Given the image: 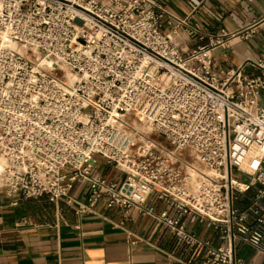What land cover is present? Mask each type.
Segmentation results:
<instances>
[{
	"label": "built area",
	"instance_id": "built-area-1",
	"mask_svg": "<svg viewBox=\"0 0 264 264\" xmlns=\"http://www.w3.org/2000/svg\"><path fill=\"white\" fill-rule=\"evenodd\" d=\"M162 15L156 0H0V190L13 204L64 199L79 214L100 201L133 208L204 264H245L236 239L264 242V56L248 73L218 67L203 46L183 54ZM183 26L193 33L183 19L171 33ZM129 113L172 149L136 142Z\"/></svg>",
	"mask_w": 264,
	"mask_h": 264
},
{
	"label": "crops",
	"instance_id": "crops-1",
	"mask_svg": "<svg viewBox=\"0 0 264 264\" xmlns=\"http://www.w3.org/2000/svg\"><path fill=\"white\" fill-rule=\"evenodd\" d=\"M156 9L163 14L162 31L172 35L183 54L203 46L220 68L243 65L245 72H257L247 62L264 56V0H156ZM182 19L193 33L183 26L172 34L171 25ZM102 163L107 178H122L117 170L120 177L111 176L114 168ZM70 194L84 201L88 188L76 184ZM250 194L240 196L235 205L244 207ZM13 200L0 190V264H204L202 252L193 256L163 226L133 208L107 210L100 201L92 211L79 214L64 199ZM149 201L162 208L153 197ZM259 228L264 232V225ZM188 229L219 242L203 224ZM235 253L245 264H264V242L253 247L237 238Z\"/></svg>",
	"mask_w": 264,
	"mask_h": 264
},
{
	"label": "rangeland",
	"instance_id": "rangeland-1",
	"mask_svg": "<svg viewBox=\"0 0 264 264\" xmlns=\"http://www.w3.org/2000/svg\"><path fill=\"white\" fill-rule=\"evenodd\" d=\"M68 73H69L68 70H66L64 68L61 69V72H60L61 75H65L67 77ZM129 126H130V128L138 130V136L136 138V142H138L139 144L148 141V142H153V143H160L161 145H166V147L168 149H172V146L167 141H165L160 135L155 133L148 125L143 124V123L138 124L135 120L134 121L131 120V124H129ZM140 127H142V128L140 129ZM137 139H138V141H137ZM184 156L187 159L192 160V157L187 152L184 153ZM99 164H100V166L98 167V171H101L102 173H104V170L102 169L103 168L102 167V164H103L102 161H100ZM111 170H112V171H110L111 176L115 175L116 177L117 176L120 177V174L116 171V169H111Z\"/></svg>",
	"mask_w": 264,
	"mask_h": 264
},
{
	"label": "bare ground",
	"instance_id": "bare-ground-1",
	"mask_svg": "<svg viewBox=\"0 0 264 264\" xmlns=\"http://www.w3.org/2000/svg\"><path fill=\"white\" fill-rule=\"evenodd\" d=\"M69 79L70 80H72L73 79V77H71L70 75H69ZM132 118V119H131ZM131 120H135L138 124H141V121L139 120V119H135L134 118V113H129V114H127V121H129L130 123H131ZM142 127H140V129H141ZM3 160H2V158L0 157V169H1V166H2V162Z\"/></svg>",
	"mask_w": 264,
	"mask_h": 264
}]
</instances>
